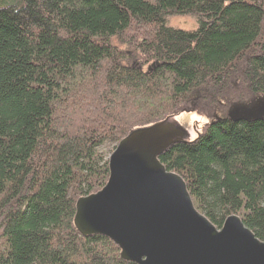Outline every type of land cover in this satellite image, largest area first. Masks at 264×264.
Segmentation results:
<instances>
[{
	"label": "trees",
	"instance_id": "1",
	"mask_svg": "<svg viewBox=\"0 0 264 264\" xmlns=\"http://www.w3.org/2000/svg\"><path fill=\"white\" fill-rule=\"evenodd\" d=\"M188 17L197 29L170 27ZM264 97V0H0V264H135L74 225L136 128ZM218 229L264 242V121L159 157Z\"/></svg>",
	"mask_w": 264,
	"mask_h": 264
},
{
	"label": "water",
	"instance_id": "2",
	"mask_svg": "<svg viewBox=\"0 0 264 264\" xmlns=\"http://www.w3.org/2000/svg\"><path fill=\"white\" fill-rule=\"evenodd\" d=\"M227 118L264 121V97L233 105ZM171 120L136 128L119 142L104 188L76 203V230L106 237L135 264H264V242L239 217L216 228L196 209L184 180L160 162L172 146L194 141Z\"/></svg>",
	"mask_w": 264,
	"mask_h": 264
},
{
	"label": "rangeland",
	"instance_id": "3",
	"mask_svg": "<svg viewBox=\"0 0 264 264\" xmlns=\"http://www.w3.org/2000/svg\"><path fill=\"white\" fill-rule=\"evenodd\" d=\"M168 25L170 27L180 29V30H184V31H194L198 27L197 24H195V21L193 19L188 18V17L171 18L170 22L168 21ZM175 118H172L174 120H171V122H174L178 127L180 126V128L184 129L186 131V133L188 132V140L189 141H192L196 138L194 131L199 130V132H202V126H204L208 122V119L206 118V116L199 114V113H196V112L184 113V114H182L178 117H175ZM115 149H114V151H115ZM111 154L108 156L109 158H110Z\"/></svg>",
	"mask_w": 264,
	"mask_h": 264
},
{
	"label": "flooded vegetation",
	"instance_id": "4",
	"mask_svg": "<svg viewBox=\"0 0 264 264\" xmlns=\"http://www.w3.org/2000/svg\"><path fill=\"white\" fill-rule=\"evenodd\" d=\"M247 104H249V103H247ZM228 111H227V114H228ZM227 114H226V116H218V115L213 116L214 119L213 118L206 117L208 119V122H207V124H205L204 126H202V132H199V130H197V131L195 130L194 131L195 132L194 134L196 135V138L195 139H197L201 135V133L205 132V130H206L207 127L214 125L216 121L217 122H220V121H223L225 119H228L227 118Z\"/></svg>",
	"mask_w": 264,
	"mask_h": 264
}]
</instances>
